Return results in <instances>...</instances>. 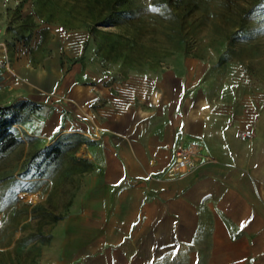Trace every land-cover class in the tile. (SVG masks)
I'll return each instance as SVG.
<instances>
[{
  "label": "rangeland",
  "instance_id": "1",
  "mask_svg": "<svg viewBox=\"0 0 264 264\" xmlns=\"http://www.w3.org/2000/svg\"><path fill=\"white\" fill-rule=\"evenodd\" d=\"M0 43V105L41 103L21 109L20 141L0 155V264L111 263L110 243L73 212L94 182L81 150L103 90L155 89L189 56L211 64V86L264 101V0H0ZM46 58L56 70L43 87L14 70ZM58 140L64 152L38 162Z\"/></svg>",
  "mask_w": 264,
  "mask_h": 264
},
{
  "label": "crops",
  "instance_id": "2",
  "mask_svg": "<svg viewBox=\"0 0 264 264\" xmlns=\"http://www.w3.org/2000/svg\"><path fill=\"white\" fill-rule=\"evenodd\" d=\"M51 58L14 61V70L43 87L56 70ZM181 64L155 89L96 95L104 100L90 120L96 135L81 150L94 182L73 212L110 243V264H264V101L211 86L205 60ZM179 142L198 144L206 157L169 178Z\"/></svg>",
  "mask_w": 264,
  "mask_h": 264
},
{
  "label": "trees",
  "instance_id": "3",
  "mask_svg": "<svg viewBox=\"0 0 264 264\" xmlns=\"http://www.w3.org/2000/svg\"><path fill=\"white\" fill-rule=\"evenodd\" d=\"M247 12H250L248 10ZM41 103L31 101V100H21L15 101L10 104L0 105V155L14 147L19 143L20 139L13 133V126L20 121V111L25 107L36 108L39 107ZM74 137L79 139L81 143H89L91 140H88L80 135H73ZM62 146L60 141H55L49 145L44 146L42 149L36 152L34 157H36L37 161H41L43 159H49L50 163L52 160H55L64 152L62 150ZM72 159L74 156H70ZM91 165V164H89Z\"/></svg>",
  "mask_w": 264,
  "mask_h": 264
},
{
  "label": "built area",
  "instance_id": "4",
  "mask_svg": "<svg viewBox=\"0 0 264 264\" xmlns=\"http://www.w3.org/2000/svg\"><path fill=\"white\" fill-rule=\"evenodd\" d=\"M196 157H206L201 153L198 144L193 142L186 144L182 142L177 143L174 148L173 162L167 167L166 175L169 178H176L185 171L192 169L195 166Z\"/></svg>",
  "mask_w": 264,
  "mask_h": 264
},
{
  "label": "snow or ice",
  "instance_id": "5",
  "mask_svg": "<svg viewBox=\"0 0 264 264\" xmlns=\"http://www.w3.org/2000/svg\"><path fill=\"white\" fill-rule=\"evenodd\" d=\"M241 227H244V224L243 223H241Z\"/></svg>",
  "mask_w": 264,
  "mask_h": 264
}]
</instances>
